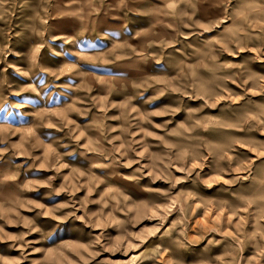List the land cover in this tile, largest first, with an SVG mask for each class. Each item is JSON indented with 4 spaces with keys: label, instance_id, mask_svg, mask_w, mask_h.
Wrapping results in <instances>:
<instances>
[{
    "label": "rangeland",
    "instance_id": "374dc122",
    "mask_svg": "<svg viewBox=\"0 0 264 264\" xmlns=\"http://www.w3.org/2000/svg\"><path fill=\"white\" fill-rule=\"evenodd\" d=\"M0 264H264V0H0Z\"/></svg>",
    "mask_w": 264,
    "mask_h": 264
}]
</instances>
